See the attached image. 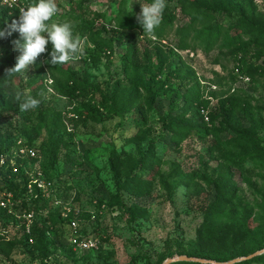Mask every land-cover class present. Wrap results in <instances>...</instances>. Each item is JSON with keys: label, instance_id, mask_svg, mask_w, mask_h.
<instances>
[{"label": "rangeland", "instance_id": "1", "mask_svg": "<svg viewBox=\"0 0 264 264\" xmlns=\"http://www.w3.org/2000/svg\"><path fill=\"white\" fill-rule=\"evenodd\" d=\"M209 2L213 6L221 4L226 11L240 6L254 24H264V0ZM56 4L62 9L49 24L71 23L82 46L78 58L65 66L97 89L93 95L76 101L56 93L48 70L51 43L29 66L26 76L4 81L0 201L7 198L12 214L4 209L7 214L0 219V233L9 240L25 238L19 216L27 210V202L36 213V222L44 223L51 230L50 236L57 239L58 247L45 261L48 264H145L147 260L164 264L180 257L210 222L217 225L216 232L229 233L230 238L262 224L264 170L252 168L248 161L242 163L243 148L226 143L238 137L239 131H249L264 150V74L256 78L244 75L231 52L220 49L221 44L210 52L200 42L193 49L191 46L182 50L177 30L185 20L177 2L167 8L177 14L178 20L161 38L132 28L128 20L131 15L137 17L140 5L150 4L149 0H56ZM216 17V22L229 31L234 28L235 18L220 13ZM9 25L0 18V30ZM89 27L106 28L109 33L102 38L107 40L113 36L112 31L116 32L112 54L102 55L97 63L91 60L95 46L82 30L88 31ZM200 30L198 26L190 39ZM18 39L17 32L0 39L2 80L5 70L15 66L20 55L14 44ZM253 49L252 63L264 69V58L254 59L256 48ZM131 57L138 62V77L152 82V92L157 97L151 103L150 96L140 90L134 109L109 116L107 101L115 94L120 101L126 100L136 86L135 78L124 67L131 64ZM17 92L37 99L39 106L21 112L14 98ZM85 104L98 108L103 120L93 122L80 117L78 112ZM181 122L189 123L196 131L177 146L166 127ZM199 131L207 136H197ZM130 139L140 142L128 143ZM149 149L156 151L158 164L144 176L152 182V193L133 198L118 190L110 170L111 154L116 150L138 157ZM237 163H242L244 169ZM178 171L195 178L182 181ZM37 178L50 182L51 187H38ZM223 182L232 190V203L209 219V209ZM121 203L144 207L151 217L130 222L120 209ZM74 236L97 238L100 248L75 252L70 245ZM0 264L42 262L39 252L22 243L10 256L0 254Z\"/></svg>", "mask_w": 264, "mask_h": 264}, {"label": "trees", "instance_id": "2", "mask_svg": "<svg viewBox=\"0 0 264 264\" xmlns=\"http://www.w3.org/2000/svg\"><path fill=\"white\" fill-rule=\"evenodd\" d=\"M1 2V0H0ZM38 2V0H29L30 5ZM152 0H149L151 3ZM177 2L180 6L181 17L185 20V23L179 25L177 33L181 37V48L186 50L197 45L196 42H200L206 52H210L216 46L220 45L221 50H228L231 52L232 57L237 63V69L241 70L244 75L251 78L264 74V69L261 67H255L250 58L253 48H256V54L254 59L260 60L264 58V24L256 25L253 21L245 16V12L242 11L240 6H234L230 11H226L220 4L213 6L209 0H167V6L171 3ZM29 5V6H30ZM59 11L62 9L58 5ZM166 7L162 21L155 29L152 35L157 38H161L166 35L168 28H172L174 22L178 20L176 13L168 12ZM217 13L226 14L232 19H236V23L232 30H228L225 26L216 22ZM0 18L2 21L11 24L13 19L18 20V13L16 11H9L4 9L0 5ZM128 20L132 24V28L142 29L139 25L136 17L129 16ZM198 26L201 30L198 32L194 39H190L192 34L196 32ZM88 40L95 46V51L91 54V60L97 63L101 60L102 55L112 54L111 48L116 38V32H113V36L108 40L103 39L102 35L109 33L106 28L95 30L94 27H89V30L82 29ZM143 30V29H142ZM73 34L75 30H72ZM191 40V43H188ZM51 56L49 57V61ZM130 65H125V72L131 77L135 78L136 86L132 89L131 94L126 100L120 101L118 94H115L109 99L108 105L105 107L109 116H120L124 112L132 110L138 104L140 99V90L146 92L150 98L151 103L156 99V94L152 92V82L150 80L143 81L140 79L138 62H135V57L130 58ZM49 76L52 81V89L59 95L67 98L70 101H76L81 98L93 95L97 89L95 86H91L89 83L80 80L75 73H72L65 64L52 66L48 65ZM2 80V79H0ZM4 81H0V107L6 110L5 97L2 91ZM119 88V87H118ZM79 116L93 122H101L103 116L100 110L91 104H85L82 111L78 112ZM239 122V121H238ZM171 133V141L174 145H177L186 139H188L195 130L189 123L181 122L166 127ZM197 136L206 137V133L196 132ZM140 142L139 140H129L128 143ZM222 141H220L221 143ZM237 143L240 148H243L242 153L245 154L243 161H248L252 164V168L264 170V150L259 147V139L249 131H239L238 137L230 139L226 144ZM156 151L149 149L146 153L141 152L138 157H130L118 153L116 150L112 151L110 170L117 182L118 190H123L133 198L147 197L152 193V182L145 178V173L152 172L158 167L155 158ZM242 163H237V166L244 169ZM180 180L185 181L187 179L192 180L194 175H188L183 171H178ZM228 183L223 182L218 186V193L216 200L209 209V219L216 216L222 207L232 203L233 193L228 188ZM13 186V184H12ZM14 188V187H13ZM14 191L15 195L18 193L16 189H10ZM27 187H25L22 194L25 193ZM264 202V201H263ZM24 207L28 211L33 209L28 208V203H24ZM120 209L124 213V216L130 222H137L139 219L148 220L151 214L148 209L139 205H133L131 207L125 204H120ZM264 212V205L262 207ZM7 212L1 209L0 219L6 218ZM53 217V216H52ZM36 222V220H35ZM217 225L210 222L207 224L204 231H200L198 240L191 242L190 245L183 250L181 256H187L190 258L209 260L215 263H228L238 258L248 257L258 250L264 249V222L256 226L252 231L236 234L230 238L229 233L223 234L221 231L215 229ZM51 230L46 227L44 223H34L32 232L30 235H25L22 240L12 239L9 240L6 236L0 233V254L10 256L17 245H30L33 251L39 252L41 256L42 264H48L47 261L50 254L58 247L57 239L50 236ZM210 234V235H209ZM33 240V244L29 243V240ZM72 248V247H71ZM163 261H161L162 263ZM145 264H152L150 261H146ZM174 264H200V263H188L177 262ZM236 264H264V255L257 256L249 260H245Z\"/></svg>", "mask_w": 264, "mask_h": 264}, {"label": "clouds", "instance_id": "3", "mask_svg": "<svg viewBox=\"0 0 264 264\" xmlns=\"http://www.w3.org/2000/svg\"><path fill=\"white\" fill-rule=\"evenodd\" d=\"M140 14L136 17L143 33H153L162 21L167 7V0H152L150 4L140 5ZM59 8L56 0H38L25 9H21L19 19H13L8 27L0 30V39L8 38L12 32L19 33L20 39L14 41L20 55L15 66L5 70L7 82L10 78L25 75L30 65L46 52V46L51 43L52 66L62 65L78 58L81 53V40L74 36L72 24L47 23L57 15ZM46 34V36H45ZM23 97V99H22ZM18 108L21 112H28L39 106V101L32 96H25L23 92L15 94Z\"/></svg>", "mask_w": 264, "mask_h": 264}, {"label": "built area", "instance_id": "4", "mask_svg": "<svg viewBox=\"0 0 264 264\" xmlns=\"http://www.w3.org/2000/svg\"><path fill=\"white\" fill-rule=\"evenodd\" d=\"M0 5L2 8L7 9L11 12L16 11L18 13V18H19V13L21 9L27 8L30 5V3L29 0H1ZM55 17H57V15L53 16L50 21H52ZM50 21H48L47 23H49ZM28 153L31 155L32 158L35 157L34 151H30ZM38 176L41 175L38 173ZM36 180H37L36 181L37 186L40 188L42 187L46 188L47 186L51 187L52 185L50 182H46L39 178H37ZM5 200H7V198L1 199L0 207H2L7 212L12 214V211L6 205ZM19 219L23 220V232L26 235H30L36 220V213L32 210L31 211L25 210L23 211L21 216H19ZM73 226L76 227V224H73ZM29 243L33 244V240L30 239ZM70 245L75 252H92V251H97L100 248V241L97 238H90V237L83 238L82 236H74L70 241Z\"/></svg>", "mask_w": 264, "mask_h": 264}, {"label": "water", "instance_id": "5", "mask_svg": "<svg viewBox=\"0 0 264 264\" xmlns=\"http://www.w3.org/2000/svg\"><path fill=\"white\" fill-rule=\"evenodd\" d=\"M262 255H264V249L262 251H259L255 254H253V255H250L248 257L238 258V259H235V260L230 261L228 263H215V262H212L209 260L190 258L187 256H180L177 258L168 259L164 264H174L177 262H188V263L192 262V263H200V264H236V263H239V262H242L245 260L252 259V258L257 257V256H262Z\"/></svg>", "mask_w": 264, "mask_h": 264}]
</instances>
